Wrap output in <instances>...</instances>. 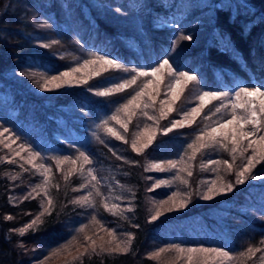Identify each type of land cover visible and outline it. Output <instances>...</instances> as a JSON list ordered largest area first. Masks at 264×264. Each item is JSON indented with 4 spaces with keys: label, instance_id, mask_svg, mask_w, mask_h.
<instances>
[{
    "label": "trees",
    "instance_id": "obj_1",
    "mask_svg": "<svg viewBox=\"0 0 264 264\" xmlns=\"http://www.w3.org/2000/svg\"><path fill=\"white\" fill-rule=\"evenodd\" d=\"M37 34L51 36L44 39L51 46L41 47ZM185 36L191 39H183ZM85 52L116 59L126 68L149 69L167 58L176 70L198 77L197 83L185 88V100L193 90L231 93L238 87H260L264 85V0H0V121L11 119L22 133L29 129L32 139L44 140V148L50 144L73 147L66 139L70 132H83L84 121H92L129 89L96 95L105 71L92 76L87 84L74 83L58 91L39 87L43 80L33 74L59 75L70 54ZM177 140L172 133H160L139 154L130 142L126 148L103 142L79 148L91 160L111 162L131 192L133 239L127 252H100L97 247L93 253L92 245L84 244L88 242L85 236L96 238L101 227L93 222V213L79 232V240L75 233L55 243L57 236L68 230L71 212L79 207L72 203L78 173L72 171L68 180L64 178L74 169L71 161L77 159V153H58L61 160L70 158L59 167L56 158L49 160L53 205L44 200V209L50 211L41 216L35 230L28 229L24 235L16 230L44 209L38 195L28 192L27 199H19L18 191L27 188L28 181L23 174L16 176L17 168L11 162L0 160V264H37L46 251L67 242L70 236L86 245L82 251L86 254L80 253L68 264H168L173 251L152 258L154 247L166 249L184 243L239 254L262 244L264 181L236 184L232 180L235 187L231 192L211 201L192 200L172 216L151 219V198L167 196L153 189L154 173L145 170L146 162L177 150ZM254 170L264 175V161ZM14 176L17 178L12 179ZM96 212L98 221L105 220L103 217L118 221L100 205ZM9 216L12 218L6 219ZM102 243L111 248L110 243Z\"/></svg>",
    "mask_w": 264,
    "mask_h": 264
},
{
    "label": "rangeland",
    "instance_id": "obj_2",
    "mask_svg": "<svg viewBox=\"0 0 264 264\" xmlns=\"http://www.w3.org/2000/svg\"><path fill=\"white\" fill-rule=\"evenodd\" d=\"M20 2V1H19ZM52 38L49 35L44 36V38L40 35H36V39L41 42L39 44H45L48 41H44V39L47 40V38ZM54 38V37H53ZM53 42L54 40H50ZM58 53H62V51L58 50ZM93 53H78L77 55H71L68 56V59L66 60V66L62 70V72L68 71L70 68H75L78 65L83 64L85 60H93L95 58ZM159 64L155 65L154 67H158ZM92 68H99V65H92L88 69H81L80 72L74 73L72 77H68L65 79H71L75 81L76 79H82L86 74L90 73ZM126 68V67H125ZM153 68V67H151ZM144 69V70H150ZM110 69H112L110 71ZM129 71H124L123 69H115V68H109V71H105L104 75L101 77V90L112 88L114 84L116 83H123L125 80L131 79L132 76L136 75V72L131 71L132 69H142V68H127ZM183 72V71H181ZM162 75L164 76L165 81L167 80V70L162 69L161 70ZM7 75V74H6ZM10 76V75H9ZM152 80L153 83L148 85V88L146 89V92L151 93L152 95H156L155 88H156V82L159 79L157 76H149V77H139L137 83L142 84L145 80ZM64 84L60 88H51L50 89L58 91L62 90L72 84ZM32 89H34L37 92H40V88H34L32 85H30ZM246 87V86H243ZM125 89H129L128 93L125 95H122L121 98H118L117 100L114 99L111 104H109V108L107 107L106 110H103L101 114L93 117L92 121L90 122H83V132H77V131H71V136L69 138H66L69 140L70 143H73V147L65 146L67 149H63V146H59L56 144H50L49 147L44 148V140H42V143H39L40 139H32L31 135L29 134V129L24 131L23 133L18 130L17 127L13 126L12 120H4L3 122L0 121V133H3L2 136H0V139L4 140V143H0V160L5 161H14L11 162L12 165H14L17 168L16 176H22L23 179L26 180L27 188L20 189L18 191L19 199H23L27 196L28 192L32 193L33 195L39 196V203L43 206L44 209V200L46 201L48 205V199L51 198V191L50 190V183L52 176V169L50 168L49 160L51 158H57V154L60 152L65 151L68 154L77 153V156H79V152H76V149L82 148L86 149L89 148L90 142H95L96 144L99 143H105L109 147H125V144L127 142H130L132 145V140L134 138L133 134L140 132V136L137 138V146L139 147L140 144L145 143L148 138L149 131L155 129L154 122L152 120H149L146 116L142 115L140 113L139 109H136V115L132 116L131 120L128 122V131L126 132L124 128L120 126L119 123H117L115 120L109 119L114 112H116V109L120 107L121 104L126 103L128 99H131L133 95H135V92L138 91L137 85H132L130 87H126ZM180 85L175 86V90L179 91ZM236 90V89H235ZM231 91L230 94H233L234 91ZM185 91V90H184ZM166 89L164 83L160 84V95L157 96V102L155 104V111L153 113V110L147 109V111L150 114H154L156 116H159V109L161 105L159 104V100L162 99H171L172 93L168 92L167 95H165ZM201 93L200 91H194L191 93L189 98L185 100L186 98L183 96L184 92L181 93V97L179 100L175 102L173 105L174 108H180L181 106H184L185 108L189 107H195L199 105L201 102L197 99V96ZM147 99V97H145ZM249 99H255L257 103L261 102V98L256 97H249ZM184 101V102H183ZM183 103V104H181ZM180 104V106H178ZM219 101H211L210 103L206 104L204 109L201 111L200 116L196 117V122L192 124L191 126L185 125L184 128H175L171 132L174 136L178 138V142H180V147L177 150H170L168 153L165 154V157L159 158V159H151L146 162V167L148 168L151 164L154 163H160L161 161H181V157H184V161L178 163L177 168L172 169L170 171H160L157 169H150V172L154 173V180H153V186L157 181H166L167 183L161 185L159 188L153 189H159L161 191L158 195H165L167 196L166 199H158L152 197L151 201L152 205H150L152 210V216L156 214L157 210L162 212V215H160L158 218H164L172 216L174 213L178 212L182 208L175 207L176 205H179L181 202H186V204L192 200L197 201H211L219 196H221L224 193H221L219 195H215L210 200H204L201 198L204 192L207 191L209 185L212 181L216 182L215 187L218 188L222 184L232 183V180L236 181V171L239 170L240 166L242 164L247 163L246 160H241L239 156H237L236 160L233 161L232 154H230V151L214 147V148H207L202 149V155L201 153H197L194 160L188 162V156L192 154V150L188 149V144L192 143L195 139V136L198 134L197 129L199 127H202L204 124L211 123L212 121L216 120L218 116H211L209 120H203V116L206 114H209V109L212 108L214 105H218ZM178 106V107H177ZM166 110V108H165ZM120 116L122 119L127 120L128 118L124 115L123 112L120 113ZM180 120L182 119V113L177 114L176 111H173L172 113H169V118L165 120L159 121V128L163 129L165 126H170L171 120ZM103 121H107V126L113 128L116 132H118L121 136L124 137V139L118 140L111 134L107 133L103 127L97 128V125H100ZM145 125H151L153 126L152 129H149V131H143L145 128ZM232 126H229V129ZM246 127H250V125H246ZM8 129L9 131L4 133L3 129ZM229 129H225V131H228ZM162 134L163 131H156V136L158 134ZM61 135V134H60ZM61 139L64 137L61 135ZM199 143V142H198ZM246 143V142H245ZM8 144L10 147H5L4 145ZM124 144V145H123ZM20 145L24 146V150H21ZM229 149L231 148V144L228 145ZM28 149H31L33 151L39 152L41 155L40 157H37L32 161V163H25L26 159H29L28 155ZM120 149V148H119ZM187 150V151H186ZM264 150V149H262ZM83 151V150H81ZM89 152L88 150H85ZM120 151H122L120 149ZM16 152H19L20 155L17 156ZM252 150L249 149L245 155H251ZM87 154V153H86ZM51 156V157H50ZM70 156V155H68ZM109 159V158H108ZM228 160L229 163L233 165V168L231 171L227 170V166L220 163V164H213L209 163V161H224ZM110 161V160H109ZM63 163V162H62ZM61 163V164H62ZM105 162H102L99 159L93 158L92 164L90 165H84L82 170L80 169V165L83 164V159L80 158L77 163L73 166L74 169H77L75 172L78 173V176L80 177L78 181L75 183L76 192L73 196L74 200H78L79 197L87 195L89 192L92 193L90 197L91 204H81L77 203L79 207L71 212V217L69 218L67 222V228L68 230L66 232L60 233L57 238L56 242H59L66 238L69 234L74 235L76 233L77 240L79 236V229L83 228V226L86 224V222L90 218V214L93 213L98 214L96 212V209L98 205L102 206L104 210H106L108 213H111L115 220H118L116 222H112L113 220H101L100 222L103 224L104 227H100V230L97 231V237L93 238L91 235L87 236L92 239L96 240V243L98 242H104L107 243L108 241H111L110 246L111 248H115L116 244L120 241H126L128 239L127 234H132V228L131 224L133 222V215L131 212L133 211V202H132V196L129 188L124 184V182L120 178V174L116 168H114L111 165V162H106L107 164H104ZM43 164L46 168L50 169V172L47 173L48 175V182L45 183L44 180V173L43 169H38L34 165ZM192 172V175L189 176L187 174L189 170ZM203 165V167H202ZM91 167L94 169V175L98 177V181H92L91 176H89L87 169ZM164 168H168L169 166L165 163L162 165ZM185 169L184 171H181L180 169ZM215 169V170H214ZM255 169V168H254ZM253 169L252 174L258 177L264 178L263 174H259L257 171ZM27 172H30L29 175ZM151 173V176H152ZM232 175V176H231ZM231 176V178H230ZM184 181H187V183H184ZM253 182V181H264V179H251L249 178L245 182ZM88 184L87 188H80L81 184ZM95 184L96 187L93 188L92 185ZM233 184V183H232ZM37 185H40L39 188H36V191L33 192L32 189L35 188ZM99 191L101 195L97 196L96 191ZM23 191V192H22ZM45 192H47V195H45ZM176 195H173V194ZM14 194V193H13ZM119 197V199H117ZM171 198V199H170ZM161 201H164L163 205L160 203ZM105 202L108 203L109 207L112 204L119 205V211L121 214H113L112 211H109L105 208L104 204ZM131 209V211H128L127 209ZM168 208H173L172 211H167ZM104 216V215H103ZM130 216V218H129ZM151 216V217H152ZM127 219V222L125 221ZM110 221L112 223H110ZM130 224V226H129ZM104 228V230H103ZM108 229L114 230L115 239L113 240L112 237L108 233ZM75 236L72 238L70 236L69 240L58 247H55L49 251H46L44 255L37 260V264H68L71 259H73L75 256L82 253L84 248H86V245L84 244H90V242H85L84 244L75 241ZM177 245V244H174ZM171 246V245H170ZM170 246H167L166 249H169ZM181 248L188 249V248H218L214 246H206V245H192V244H182L178 245ZM160 248L154 247L153 253L158 251ZM249 248H245L239 252V254H232L229 252V256L232 258L231 261L222 259L217 257L215 260H208L207 264H264V242L257 246H252L251 249H253V252L248 251ZM256 249H260V253L258 257L254 260L252 259L256 252ZM224 250V249H223ZM262 250V251H261ZM173 251L170 254V258L168 260V264H189L187 260V254H181L172 249ZM226 251V250H225ZM243 253V255H241ZM172 255V256H171ZM47 258V259H46ZM199 259V258H198ZM162 260V259H161ZM165 260V259H163ZM158 261V260H157Z\"/></svg>",
    "mask_w": 264,
    "mask_h": 264
},
{
    "label": "snow or ice",
    "instance_id": "obj_3",
    "mask_svg": "<svg viewBox=\"0 0 264 264\" xmlns=\"http://www.w3.org/2000/svg\"><path fill=\"white\" fill-rule=\"evenodd\" d=\"M183 39H191L190 36L182 37ZM55 43V42H53ZM43 48H48L51 45L50 44H41L40 45ZM92 65H99V68H92L91 72L86 74L82 79H76L75 81L71 79H65L68 77H72L74 73L80 72L81 69H88ZM109 68H115V69H123L124 71H129L127 68H125L121 63H119L116 59H110L107 56H95L93 60H85L83 64L78 65L75 68H70L68 71L61 72L59 75H52V76H46L38 73H34L33 76L40 75L41 79L43 80V83H38L35 79L34 82L38 83L39 87L45 88L46 90H51L49 88V85L51 88H60L64 84H71L73 82L77 84H87L88 80L92 76H99L102 71H107ZM162 69L167 70V80L165 81L164 76L161 73ZM131 71L136 72L135 76H132L131 79L125 80L123 83H116L112 88H107L102 91L96 92V95L98 96H109L112 95L114 92L119 93L123 91L126 87H130L132 85H137L138 91L135 92V95L131 97V99H128L126 103H123L116 109V112L112 114V116L109 118L111 120H115L117 123L120 124L122 128L127 132L128 131V122L131 120L132 116L136 115V109L140 110V113L144 116H146L149 120H152L154 122V125L156 126L154 130L149 131V129H152L153 126L151 125H145V128L143 131H149L147 141L145 143L140 144V146H137V138L140 136V132L134 133L133 140H132V150L134 152L143 153L145 149H147L155 140L156 138V131H163L165 135L168 133H171L173 129L175 128H184L187 124L188 126H191L196 122V117L200 116L201 111L204 109L205 105L210 103L211 101H219L218 105H214L212 108L209 109V114H206L203 116V120H209L210 115L211 116H218V118L211 123L204 124L202 127H199L197 129V135L195 136V139L192 143L188 144V149L192 150V154L188 156V162L195 159L197 153H202V149L207 148H214L219 147L225 150L230 151V154H232L233 161L236 160L237 156L243 161L246 160L247 163L242 164L240 166L239 170L236 171V184H244L246 180L249 178L251 179H264L262 177H258L252 174L253 169L255 168L256 164H259L261 161H264V85H261L260 87L255 86H246V87H238L233 94H230L229 92L225 91H202L197 96V99L201 102L199 105L195 107H189L185 108L184 106H181L180 108H174L173 105L177 100L180 99L181 93L184 92L185 88L189 86L190 83H197L198 77L195 74H190L188 72H180L176 70L173 65L169 62V59L165 58L162 62L159 63L158 67H153L150 70H144V69H132ZM149 76H157L159 79L156 82V88L155 92L156 95H152L149 92H146V89L148 88L149 84H152V80H145L142 82V84H138V78L139 77H149ZM164 83L165 85V95H167L168 92L172 93L171 99H162L159 100V104L161 105L159 111V116H156L154 114H150L147 109H152L153 113L157 111L155 109V104L157 102V96L160 95V84ZM180 85L179 91L175 90V86ZM260 97L261 102L257 103L255 99H249V97ZM147 97V99H145ZM166 108V110H165ZM173 111H176L177 114L182 113V119L180 120H171L170 126H165L163 129L159 128V121L165 120L169 118V113H172ZM123 112L124 115L128 118L127 120H124L121 118L120 113ZM107 121H103L100 125H97V128L103 127L104 130L114 136L116 139L121 140L124 139L123 136H121L118 132H116L113 128L107 126ZM246 125H250V127H246ZM229 126H232L229 129ZM225 129H229L228 131H225ZM8 129H3V132H8ZM3 133H0V136H2ZM199 142V143H198ZM246 142V143H245ZM0 143H4V140L0 139ZM231 144V148L229 149L228 145ZM5 147H10V145L5 144ZM21 150H24V146L20 145ZM251 149V155H245V153L248 152V150ZM79 156L77 159L72 160V164L75 165L77 161L82 158L83 164L80 165V169L82 170L84 165H90L92 164V160L90 159L89 155L86 154L84 151H80ZM187 151V150H186ZM16 155L19 156L20 153L16 152ZM28 155L29 159L25 160V163H32L34 159L37 157H40V153L37 151H33L31 149H28ZM119 158V157H118ZM70 158L65 156L63 157V160H61L59 157L56 158L57 165L59 167V164L63 161H68ZM184 161V157H181V161ZM14 162V161H10ZM178 161L168 160V161H161L160 163H154L151 164L148 168L145 170L150 169H157L160 171H170L172 169L177 168ZM167 164L169 167L164 168L162 167L163 164ZM209 163L213 164H224L227 166V170L231 171L233 168V165L229 163L228 160L224 161H209ZM38 169H43L44 180L45 183L48 182V175L47 173L50 172V169L46 168L43 164L34 165ZM203 167V165H202ZM77 169L71 170L68 175H66L64 178L65 180H68L69 176L72 174V171H76ZM181 171H184L185 169H180ZM215 170V169H214ZM87 172L89 176H91L92 181H98V177L94 175V169L89 167L87 169ZM189 176L192 175V172L189 170L187 172ZM17 177H12V179H16ZM167 183L166 181H157L154 184V188H159L161 185ZM184 183H187V181H184ZM216 182L212 181L209 185L206 192L203 193L201 196L204 200H210L215 195H219L221 193L225 192H231L235 185L232 183L222 184L220 187H215ZM40 185H37L35 188L32 189L33 192L36 191V188H39ZM88 184H81L80 188H87ZM93 188L96 187L95 184L92 185ZM76 189H74L75 191ZM153 189H149V191H152ZM31 195V194H29ZM45 195H47V192H45ZM92 193L89 192L85 196L79 197L78 200L72 201V203H81V204H91L90 197ZM96 195L99 196L101 193L97 190ZM173 195H176L175 193ZM26 199L28 197H25ZM119 199V197H117ZM171 199V198H170ZM162 205L166 202L161 201ZM49 206L53 205V200L51 198L48 199ZM105 208L109 211H112L113 214H121L119 211V205L112 204L110 207L107 202L104 204ZM186 206V202H181L179 205H176L175 207L183 208ZM128 211H131V209H127ZM173 208H168L167 211H172ZM49 208H45L44 212L40 213L35 219H33L28 225H26L24 228L17 229L16 231L19 232L20 235H24L25 232L28 229L35 230V226L41 222V216H43L45 213L49 212ZM160 215H162V212L157 210L156 214L151 217L153 221H155ZM12 217H6V219H11ZM94 223H101L97 220V218L94 216L93 218ZM262 219H264V215H262ZM101 227H103V224L101 223ZM135 227H139V225H135ZM78 231H84L83 228L79 229ZM109 235L114 240L116 237L114 235V230L108 229L107 230ZM128 239L126 241H120L116 244L115 248H108L106 249L104 247V244H100L99 246L96 245V240L92 239L90 237L85 236V240L89 241L92 245V252H97V247H99L100 252L109 251V252H127L129 250V245L131 244V241L133 239L132 234H127ZM107 243H111V241H108ZM174 249L178 253L181 254H187V260L189 264H207L208 260H215L217 257L226 259L231 261V257L229 256V252L225 251L221 248H188L184 249L179 247L178 245H172L169 249H159L158 251L152 253V258H158L161 253L165 251H170ZM249 252H253V249L249 248ZM256 251H260V249H256ZM87 252V249H86ZM86 253H82L81 255H84ZM243 255V253L241 254ZM199 258V259H198ZM47 259V258H46ZM79 259V257H77ZM43 264V262H41Z\"/></svg>",
    "mask_w": 264,
    "mask_h": 264
}]
</instances>
